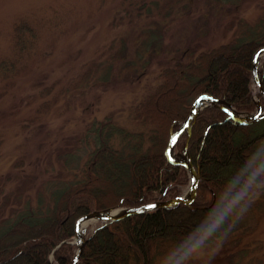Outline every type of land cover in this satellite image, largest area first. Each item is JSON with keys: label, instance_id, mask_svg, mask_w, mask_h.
<instances>
[{"label": "rangeland", "instance_id": "374dc122", "mask_svg": "<svg viewBox=\"0 0 264 264\" xmlns=\"http://www.w3.org/2000/svg\"><path fill=\"white\" fill-rule=\"evenodd\" d=\"M262 17L264 0H0V61L15 66L6 74L0 66V237L28 209L46 213L86 161H95L92 146L79 142L88 122L109 115L142 131L132 106L165 65L221 44L262 40ZM26 23L32 30L22 50L14 30ZM153 23L162 25L160 37L149 32ZM123 46L127 56L117 57ZM253 92L257 98L256 87ZM110 132L108 142L123 150ZM170 155L177 159L174 149ZM119 184L120 193L128 192L124 180ZM263 193L254 205L263 206ZM248 213L230 237L189 264H238L231 256L254 246L262 256L264 210ZM175 261L169 243L154 264Z\"/></svg>", "mask_w": 264, "mask_h": 264}, {"label": "trees", "instance_id": "16d2710c", "mask_svg": "<svg viewBox=\"0 0 264 264\" xmlns=\"http://www.w3.org/2000/svg\"><path fill=\"white\" fill-rule=\"evenodd\" d=\"M153 25L149 32L160 37L162 25ZM29 30L32 28L27 23L15 27L14 37L20 39L22 50L28 46L24 34ZM263 46L264 37L225 43L200 51L188 62L178 56L174 63L165 65L156 75V83L132 106L133 122L144 127L142 131L124 128L109 115L88 122L79 142L92 146L90 156L95 161H86L80 176L68 184L59 202L46 213L34 207L10 223L0 237V264H73L77 245L71 242L81 217L183 195L190 186V174L184 166L171 162L166 151L173 135L188 119L191 100L207 94L241 113L256 112L252 62ZM126 56L127 47L123 46L117 57ZM0 66L3 73L15 67L7 60L0 61ZM260 76L264 88V59ZM257 95L264 106L263 97ZM190 128V138L189 130L184 131L174 150L175 157L182 159L188 146L200 177L195 200L99 222L87 237L78 264H154L169 243L178 261L183 248L195 245L234 201L243 202L260 189L264 184V119L243 124L221 106H210L198 113ZM109 131L120 137L123 150L108 142ZM126 149L129 153L123 152ZM122 180L128 188L124 194L120 193ZM249 205L242 216L230 221L226 237L254 207L264 210V203L254 205V198ZM257 249L254 246L255 252ZM253 250L238 252L231 260L264 264V254L255 256Z\"/></svg>", "mask_w": 264, "mask_h": 264}, {"label": "water", "instance_id": "95a60500", "mask_svg": "<svg viewBox=\"0 0 264 264\" xmlns=\"http://www.w3.org/2000/svg\"><path fill=\"white\" fill-rule=\"evenodd\" d=\"M264 57V46L261 47L255 54L253 57V62H252V75H253V81H254V85L258 88L259 92L261 93V95L264 98V88H263V83L260 77V70H259V65H260V60L261 58ZM225 104V107H223L222 105ZM208 106H222L223 109L226 110V112L231 115V117H233L237 122L240 123H253L256 121H259L261 119L264 118V109L261 105V103H259V109L255 114H244V115H239V113L234 109V107L231 104L225 103L222 100L216 99L210 95L207 94H202L199 95L192 103L191 109H190V113H189V117L187 119V121L184 123V125L180 128V130L174 135L173 138H175V143L177 141V139L179 138V136L186 130H189V138L191 136V122L197 117L198 113L203 110L204 108L208 107ZM172 138V141H173ZM171 141L172 144H175ZM168 158L171 162L175 163V164H180L184 167L187 168V170L189 171V173L192 176V185L188 191V195H184L181 197H177V198H173V199H167L164 201H157V202H153V203H149L146 205H142L139 207H129V208H119L116 210H119L120 213L117 215H111L109 214V210L106 211H94L93 213L86 215L84 217H81L77 222H76V228H75V243H77L78 245V249L76 252V255L73 259V264H78L82 250L84 248V245L86 243V237L83 233H81L80 230V226L81 223L91 217L97 216L99 218L100 221L102 222H108V221H118L120 219H123L129 215H133V214H139V213H145V212H150L156 209H159L161 207H172V206H176L178 204H190L192 203L197 195V191H198V184H199V176L198 173L196 171V169L194 168L192 162H191V158L190 155L188 153V146L186 145L185 149H184V155H183V159L179 160V161H175L172 160L169 155Z\"/></svg>", "mask_w": 264, "mask_h": 264}, {"label": "clouds", "instance_id": "9594fccd", "mask_svg": "<svg viewBox=\"0 0 264 264\" xmlns=\"http://www.w3.org/2000/svg\"><path fill=\"white\" fill-rule=\"evenodd\" d=\"M259 151V150H258ZM264 189V185L260 186V189L253 192L251 196L241 202L240 199L234 201L228 209L226 214L221 215L215 225L203 234V237L195 244L188 247H184L180 259L175 264H189V261L199 256L201 252L210 246L213 239L219 237L224 238L227 236L228 231L231 229V220L239 218L247 211V206L251 202V199L259 194V191Z\"/></svg>", "mask_w": 264, "mask_h": 264}, {"label": "bare ground", "instance_id": "6f19581e", "mask_svg": "<svg viewBox=\"0 0 264 264\" xmlns=\"http://www.w3.org/2000/svg\"><path fill=\"white\" fill-rule=\"evenodd\" d=\"M174 148V145L171 144L170 147H169V152H171ZM188 195V194H186ZM120 211L119 210H116V211H113V212H110L109 214L111 215H117L119 214ZM99 220V218L97 216H94V217H91V218H88L86 220H84L82 223H81V226H80V230H81V233L85 234V231L89 228H91L92 225H94L95 223H97Z\"/></svg>", "mask_w": 264, "mask_h": 264}, {"label": "snow or ice", "instance_id": "6c2138e0", "mask_svg": "<svg viewBox=\"0 0 264 264\" xmlns=\"http://www.w3.org/2000/svg\"><path fill=\"white\" fill-rule=\"evenodd\" d=\"M172 142L175 143V138H173V141Z\"/></svg>", "mask_w": 264, "mask_h": 264}]
</instances>
